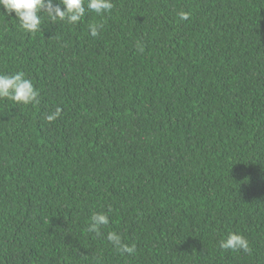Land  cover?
I'll return each mask as SVG.
<instances>
[{
  "label": "trees",
  "instance_id": "trees-1",
  "mask_svg": "<svg viewBox=\"0 0 264 264\" xmlns=\"http://www.w3.org/2000/svg\"><path fill=\"white\" fill-rule=\"evenodd\" d=\"M113 4L35 33L0 13V73L39 93L0 100V264H264V0Z\"/></svg>",
  "mask_w": 264,
  "mask_h": 264
},
{
  "label": "clouds",
  "instance_id": "clouds-1",
  "mask_svg": "<svg viewBox=\"0 0 264 264\" xmlns=\"http://www.w3.org/2000/svg\"><path fill=\"white\" fill-rule=\"evenodd\" d=\"M113 7V0H0V8L3 9L0 13L7 15L15 13L20 28L29 33H35L41 29L45 15L53 24L65 22L75 25L82 21L87 12L103 16L105 13H110ZM178 16L181 20H187L189 13L181 11ZM102 27L101 24L90 23L88 25L90 35L96 37ZM138 49L143 51L139 45ZM38 95L33 81L24 72L0 73V100L6 99L16 104L30 105L38 102ZM59 115L60 110L57 109L46 119L52 122ZM109 223L108 214L93 213L88 231L101 236L103 235L102 228ZM107 240L121 253L134 254L136 251L134 244L129 246L124 243L121 235L115 231L107 233ZM219 247L233 251L249 252L251 250L246 237L237 232L229 233L225 239L220 240Z\"/></svg>",
  "mask_w": 264,
  "mask_h": 264
}]
</instances>
